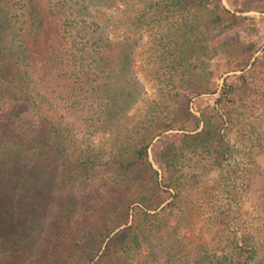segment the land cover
I'll return each instance as SVG.
<instances>
[{
	"label": "trees",
	"instance_id": "trees-1",
	"mask_svg": "<svg viewBox=\"0 0 264 264\" xmlns=\"http://www.w3.org/2000/svg\"><path fill=\"white\" fill-rule=\"evenodd\" d=\"M124 1L132 30L113 39L103 14ZM222 3L0 0V264H264V241L236 224L231 203L184 252L186 163L224 168L235 157L232 126L264 106V48L257 56L241 40L209 44L240 23ZM144 33L159 99L126 128L144 94L136 67ZM219 57L238 84L225 82L197 117L192 103L215 93L205 65ZM172 131L184 134L164 148L162 177L149 151ZM92 133H121L104 165L93 150L70 149Z\"/></svg>",
	"mask_w": 264,
	"mask_h": 264
},
{
	"label": "rangeland",
	"instance_id": "rangeland-1",
	"mask_svg": "<svg viewBox=\"0 0 264 264\" xmlns=\"http://www.w3.org/2000/svg\"><path fill=\"white\" fill-rule=\"evenodd\" d=\"M127 1L120 4L118 9L107 10L103 18L108 24L113 39L120 38L127 33L130 22L127 20L131 12V5ZM225 7L233 12L240 20L237 27L229 30L219 29L209 37L210 46H217L232 40H241L252 44L258 50L257 56L264 48V0H223ZM144 46L138 50L137 72L143 85L142 99L133 105L126 120L125 127H131L147 118L154 105L158 102L159 94L154 75V58L150 50V37L144 33ZM40 60H38V66ZM207 70L210 74V84L214 94H208L195 100L191 105L192 112L200 117L198 108L212 104L225 82L238 84V77L234 73H226L227 64L223 57L208 62ZM262 106V107H261ZM257 108L256 113L248 121L241 118L239 124L232 126L227 136L231 153L235 154L224 168H220L206 159L190 161L184 167L187 173L186 199L189 201V231L185 235V250L190 251L201 240L208 238L205 230L212 224L210 218L219 206L231 203L235 206V222L241 229L254 237L255 242L264 241V106ZM195 122L189 124V130H196ZM200 130V129H199ZM121 133H92L84 138L79 134L71 145L72 152L94 151V158H100L102 165L112 154V146L119 139ZM184 132L172 131L156 140L149 151V161L161 176L164 173V148L170 143L178 145ZM117 138V139H116ZM89 148V149H87ZM228 170L233 178L227 179ZM236 170V171H234ZM221 173L224 176H221ZM228 183V192L233 196V202L227 194H221L224 185ZM227 189V188H226ZM225 192V191H223ZM230 195V194H229Z\"/></svg>",
	"mask_w": 264,
	"mask_h": 264
}]
</instances>
